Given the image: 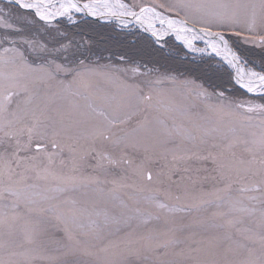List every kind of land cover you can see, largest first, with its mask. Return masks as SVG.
<instances>
[{
    "label": "snow or ice",
    "instance_id": "snow-or-ice-1",
    "mask_svg": "<svg viewBox=\"0 0 264 264\" xmlns=\"http://www.w3.org/2000/svg\"><path fill=\"white\" fill-rule=\"evenodd\" d=\"M0 264H264V0H0Z\"/></svg>",
    "mask_w": 264,
    "mask_h": 264
}]
</instances>
